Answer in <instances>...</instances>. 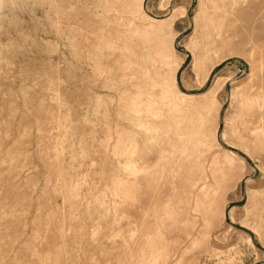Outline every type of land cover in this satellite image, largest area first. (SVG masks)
<instances>
[{
  "label": "rangeland",
  "instance_id": "1",
  "mask_svg": "<svg viewBox=\"0 0 264 264\" xmlns=\"http://www.w3.org/2000/svg\"><path fill=\"white\" fill-rule=\"evenodd\" d=\"M0 264H264V0H0Z\"/></svg>",
  "mask_w": 264,
  "mask_h": 264
}]
</instances>
